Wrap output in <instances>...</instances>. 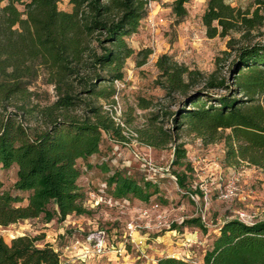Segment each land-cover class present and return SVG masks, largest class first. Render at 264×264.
Segmentation results:
<instances>
[{"label":"trees","instance_id":"1","mask_svg":"<svg viewBox=\"0 0 264 264\" xmlns=\"http://www.w3.org/2000/svg\"><path fill=\"white\" fill-rule=\"evenodd\" d=\"M151 1L69 0L72 10L68 11L60 9L61 0L6 4L0 0V166L17 167L12 190L3 189L0 180V226L36 218L65 220L70 214L88 212L78 182L83 173L78 161L100 151L104 134L116 142L128 139L114 118L115 80L124 78V62L134 52L126 37L138 30ZM189 1H174L178 18L187 15ZM203 21L209 37L259 29L264 26V0H253L247 8L209 0ZM158 64L168 91L188 95L193 85L190 75H201L167 54ZM232 65V93H209L210 88L226 87L225 79L213 76L205 90H196L177 110L166 113L170 127L151 121L137 131V138L151 147L173 144L172 164L185 167L173 175L188 192L192 191L188 173L194 170L179 142V131L185 126L205 143L223 141L227 164L246 163L264 173V44L240 47ZM42 71L56 88L57 98L49 104L38 102L31 89ZM149 105L145 101L142 106ZM101 168L109 172L106 187L114 199L147 203L161 195L162 179L111 171L105 164ZM185 226L206 228L200 217L173 224L179 230ZM40 239L25 234L7 242L0 235V264H66L58 249L51 243L40 246ZM204 263L264 264V219L252 223L226 219L205 252ZM158 264L191 263L165 255Z\"/></svg>","mask_w":264,"mask_h":264},{"label":"rangeland","instance_id":"2","mask_svg":"<svg viewBox=\"0 0 264 264\" xmlns=\"http://www.w3.org/2000/svg\"><path fill=\"white\" fill-rule=\"evenodd\" d=\"M9 0H4L6 4ZM175 0H153L148 14L140 21L136 32L127 38L134 49L124 62V78L115 81L118 89L117 99L120 110L118 117L124 124L127 140L116 142L103 135L101 149L87 160L80 159L83 173L78 182L85 192V214H70L65 220L53 219L45 222L42 218L25 220L10 226H0V235L7 242L19 235L40 237L38 244L51 243L61 252L66 264H156L158 258L169 255L204 263L205 252L212 246L219 234L220 225L232 218L239 210L260 212L264 208V173L261 169L241 163L229 165L225 161L223 141L205 143L188 126L179 131V142L187 149L188 162L193 172L188 173L190 188L199 189V200L191 198L188 191L181 189L170 176L174 170H184V166L172 164L174 147L154 148L133 133L146 127L151 121L168 128L171 121L168 112H173L196 90H205L206 81L213 77L225 79L226 87L208 89L213 96L233 92L234 71L232 63L236 60L238 49L247 44H264V26L251 31L231 30L228 35L209 37L203 16L209 0H190L187 15L178 18L173 12ZM233 6L247 8L253 0H227ZM20 9L22 5H18ZM60 9L72 10L69 0H61ZM167 54L175 62L187 66L189 70L199 71L201 75H185L193 82L188 95L179 91H168L158 64L160 57ZM31 89L36 92V100L49 104L57 98L56 88L49 81L47 72L33 82ZM240 96V95H237ZM150 102L148 107L142 105ZM100 102L107 104L101 99ZM157 116L158 118H156ZM149 154L158 167L162 179L161 195H155L150 202L136 198L114 199L106 183L110 170H124L128 175L139 177L145 173L142 162L134 152ZM88 164H92L89 167ZM110 171V172H111ZM17 179V167L5 169L0 166V180L3 189L12 190ZM238 179L235 195L224 198L222 190H227L229 182ZM104 196L100 201L99 197ZM207 216L206 228L185 226L175 229L173 224L184 220ZM141 224L134 233L144 256L135 244H127L126 252L118 255L108 251L105 256H95L80 262V250L89 243L91 234L104 232L109 246H119L128 233V224ZM149 224V225H145ZM190 240V245L187 242Z\"/></svg>","mask_w":264,"mask_h":264},{"label":"built area","instance_id":"3","mask_svg":"<svg viewBox=\"0 0 264 264\" xmlns=\"http://www.w3.org/2000/svg\"><path fill=\"white\" fill-rule=\"evenodd\" d=\"M115 81L119 82L118 79ZM116 99H117V96H116ZM119 110H120V106H119V102L117 101L116 104L114 105V112H115L114 118L117 121V123L121 124L124 127L123 122L120 120V118L117 115ZM124 134L127 135L125 130H124ZM132 136L137 138L138 135L137 133H133ZM134 154H135V157L138 158L142 162L143 169L145 170L144 175H146L148 178H152L155 180L161 179L160 174L162 173H159V172H160V169H162V167L160 168L156 166V164L153 162L152 156H150L147 153L141 154L136 151L134 152ZM170 177L174 179L175 182H177L176 176L172 174ZM237 181L238 179H235L234 181L229 182L226 186L227 190L221 191V194L224 198H227L231 195H235L237 193V190H238ZM103 186L105 187L106 183L103 184ZM195 189L197 190V188ZM189 194L193 200L195 201L199 200V194L197 191L195 192V190L192 189V191H190ZM99 200L100 201L104 200V196L101 195L99 197ZM199 217L201 218L202 224L206 227L207 216L205 215V213L203 212L202 215ZM234 217L242 221L252 223L257 220L264 219V208H262L260 212L239 210L237 211ZM145 225L147 226L149 224H145ZM138 227H143V226L141 224H137L134 222L129 223L128 233L126 234L122 245H119V246H109V242L107 241V238L105 237L104 232H98L97 234H91L88 237L89 243L83 246V254L84 255H89V254L103 255V254H106L108 251H114L118 255H122L123 253L126 252L127 244H135V246L139 247V250L141 251V253L144 256H146V254L144 253V250L141 249L140 245L138 244V240L136 236L134 235V233L138 230ZM187 242L189 243L188 245L191 244L190 240L189 241L187 240ZM187 260H189L191 264H198L195 260H192L190 258H188Z\"/></svg>","mask_w":264,"mask_h":264},{"label":"crops","instance_id":"4","mask_svg":"<svg viewBox=\"0 0 264 264\" xmlns=\"http://www.w3.org/2000/svg\"><path fill=\"white\" fill-rule=\"evenodd\" d=\"M80 254H81V260H80V262H83V261H87V260H89V259H92L93 257H95L96 256V254H89V255H84L83 254V247L81 248V250H80ZM106 254H103V256H105ZM97 256H102V255H97ZM167 256H169V255H167ZM156 264H158V263H156Z\"/></svg>","mask_w":264,"mask_h":264},{"label":"water","instance_id":"5","mask_svg":"<svg viewBox=\"0 0 264 264\" xmlns=\"http://www.w3.org/2000/svg\"><path fill=\"white\" fill-rule=\"evenodd\" d=\"M188 103H189V101H188Z\"/></svg>","mask_w":264,"mask_h":264}]
</instances>
